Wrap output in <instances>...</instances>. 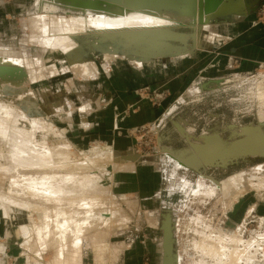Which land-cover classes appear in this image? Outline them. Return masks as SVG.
<instances>
[{
    "label": "rangeland",
    "instance_id": "obj_1",
    "mask_svg": "<svg viewBox=\"0 0 264 264\" xmlns=\"http://www.w3.org/2000/svg\"><path fill=\"white\" fill-rule=\"evenodd\" d=\"M116 1L125 7L130 5L128 0ZM41 2L0 0V51L26 54L35 61L34 74L30 77L21 66L0 64L1 68L8 69V75L19 71L25 74H20V80L17 78L19 83L16 81L14 86L0 90V264H162V223L166 213H171L173 221V252L179 258V263L175 264H225L229 258L208 255L207 247L204 250L198 244L205 236L220 244V238L234 234L243 238L238 243L243 247L246 241L253 240L251 249L245 247L247 256L253 260L240 264H264V155L247 154L228 160L226 165L215 163L198 169L183 161L190 168L181 166L177 169L173 161L168 160L170 156L164 149L170 145V141L175 148L187 145L177 138L171 120L167 119L163 132L156 131L154 122L123 130L118 119L131 117L133 112L127 114L125 111L134 104L123 109L116 106L113 100L107 98L108 86L104 82L106 75L110 78L109 73L114 72V66L120 61L134 63L136 68L153 63L156 59L195 61L194 67L186 71L192 76L177 94L180 101L168 112L173 111L183 99H188L191 102L184 105L181 116L189 123L199 125L197 134L202 133L203 129H219L227 141H235L241 137L239 131L236 137L232 136L239 127L261 125L264 129V121H260L261 113L264 114V97L260 96L264 92V61L251 71L243 69L242 59L231 53L233 35L212 34L216 32V22L211 28L209 23L199 27L194 23L176 27L178 31L186 33L174 32L190 38L192 35L187 32L202 33L196 45L193 43L188 47L193 53L159 56L161 51L156 46L142 44L146 53L143 56L138 52V45L132 41L127 44L122 43L124 40H120V43L103 41L101 38L104 34L109 36L115 31H125V28L104 29L89 22L78 29L80 32L71 35L67 33L72 31L69 27L71 18L96 16L66 15L61 11L52 14L41 10ZM263 4L264 0L257 3L255 24ZM36 14L51 17L52 21L46 23L50 30H46L45 36L70 34L64 38V41L71 40L65 47L71 46L75 60L71 61L70 51L58 44L45 47L38 40L40 37L38 34V37L35 36L38 33L35 29L41 24L37 21L33 23ZM167 19V26L129 30L140 32L145 29L149 32L168 28L172 25V19ZM111 48L116 52L110 54L108 50ZM176 49L180 48H175V53ZM154 55L158 56L152 58ZM36 70L42 73L41 77L35 73L38 72ZM198 82L203 83L205 88L195 97L202 88ZM171 85L169 80L165 83L163 106L173 97ZM146 86L152 85H142L134 92ZM117 91L122 89L119 87ZM136 96L139 98L137 105H140V101H150L148 97ZM112 107L114 115L107 117L102 113ZM117 122L119 125L115 128ZM170 131L173 132V141L168 139ZM158 136H162V139ZM131 138L137 142L128 145ZM130 150L138 151L142 157L135 154L138 161L126 168H117V164H123L128 159L124 156L132 154L125 152ZM44 153L49 156L44 158ZM97 156L107 159L97 162ZM72 165H79L78 169L68 171ZM53 167L58 168L57 177H42V170L50 171ZM60 175L64 177V183ZM182 177L205 184L208 190L218 187L217 193L212 196L192 193L190 197L172 204L167 201L169 195L164 193L184 186ZM87 178H91V184L84 188L82 181ZM231 178L235 180L236 192L241 193L235 201L233 196L236 192L225 194L219 188V183ZM30 189L35 190L37 198L24 196ZM19 192L21 196L17 194ZM42 194L51 197L52 201L49 203L38 197ZM71 196L77 201L84 197L85 201L79 200L78 203ZM65 197L75 203L68 200L63 205L59 204ZM87 206L94 210V220L100 222L101 228L105 220L110 222V230H104L110 231L106 236L102 231L105 226L98 232V226H95L96 230L90 225L92 221L82 225L84 230H76L74 224L78 219L74 218L73 212L80 213L81 217L86 214ZM61 208L68 213L67 218L63 217L67 220L65 225L57 214ZM57 217L59 220L55 221ZM57 222L65 228L60 230ZM88 226H91L89 233L86 231ZM96 234L104 238H97ZM92 241L96 242L91 244ZM258 243L262 248L258 247ZM227 245L233 248L231 242H227ZM228 248L225 251L229 252ZM100 252L101 255H98Z\"/></svg>",
    "mask_w": 264,
    "mask_h": 264
},
{
    "label": "bare ground",
    "instance_id": "obj_2",
    "mask_svg": "<svg viewBox=\"0 0 264 264\" xmlns=\"http://www.w3.org/2000/svg\"><path fill=\"white\" fill-rule=\"evenodd\" d=\"M176 1L177 2L178 1H182L181 3H183V4L178 5ZM185 1L186 0H128V3L130 4V6L125 7L122 3L121 4L117 3V1L106 2V1H102V0H42V2H41V10L45 11V12L52 13V14L57 13L58 11H61V12H63L66 15H71L72 14V15H79V16H86V15L96 16V17H91L90 16L89 18H84V17L71 18L70 21H69V23H70L69 27H71L72 31L71 32H67V33H71V35L73 33L78 32L79 31L78 29L80 27L86 26L87 23H89V22L94 23V24H98V26H101L104 29H108V28H110V29H121L123 27V28H125L124 29L125 31H115L116 33H113V35H109V36L104 34V35L101 36L102 40L103 41L112 40L113 42L114 41H119L120 43H121L120 40H124L122 43H127V44H131L130 42L132 41V42H134V43H136L138 45V47H139V51L138 52H141L143 54V56H144V55H146V53H145V50L143 49L144 47L141 46L142 44L143 45L145 44V45L150 46V47H153V45H154L158 49H160V51H163L164 53L170 52L171 54H173V53H175V51H174L175 47L171 48L172 46H170V44L165 41L166 38L170 37V38H177V39L183 40L185 42L189 41L188 39H190V37L188 35L180 34V33L177 34L173 30V27H177L180 24L187 25V24L194 23V26H198L199 27V25L196 23V21L193 20V15H194V11L195 10L185 6L184 5ZM201 1H202V3L203 2L206 3L208 0H201ZM231 4L232 3L225 4L223 6L224 9L220 10L218 13L221 14V15H225V16H227L228 14H231V12L233 11L231 9ZM202 11L203 12L205 11V19L207 21L211 20L213 17H215L214 13H209V11L207 9L206 10H204V9L203 10L202 9L198 10V12H202ZM169 17H171V19H172V25H170L171 28L170 27L164 28V29L159 28V29L152 30V31H149V32L145 31V29H143L144 31H140V32L129 30V29L136 28V27H142V28L151 27V28H155V27L161 26V25H166L167 26V24L169 23L168 22L169 19H167V18H169ZM36 21L40 22V24H41L40 27L37 26L36 29L34 27L35 31L38 30V31H36L38 33H36V35H35L36 37H38V36L40 37L38 40H40V42L44 43L45 47L50 46V45H54L55 46V44H58L59 46L62 47V49L70 51V53H71V55H70L71 61L75 60V59L72 58L73 49L71 48V46H70V48L65 47V46H68L69 41H71V40L64 41V38L65 37H69L70 34H69V36L68 35L67 36H65V35L58 36V34H51L50 36L49 35L45 36L46 35L45 34L46 30L47 31L50 30L48 28L49 24L47 25L46 23L47 22L49 23V21H52L51 17L49 18V15L36 14L34 16V18H33V23L36 22ZM204 24H208V22H206ZM33 26H34V24H33ZM32 29H33V27H32ZM128 31H130V32H128ZM31 34H33V33H31ZM37 34H38V36H37ZM192 36H191V38H192ZM166 45H169V47H166ZM199 45H200V42H199ZM178 50H180V49H176V51H177L176 54L181 52V51H178ZM108 52L109 53L110 52L113 53V52H116V51H114V50L112 51V48H111L110 50H108ZM38 61L40 62V60H38ZM0 64L21 66V67H23L21 69H23L25 71V74H27L28 77H30L29 75L34 74L33 71H34V68H35V61L30 59V57L28 55H26V54H22L21 55L20 53H17L15 51H12V52L11 51H9V52L8 51H0ZM7 70H8L7 68H1L0 67V90L3 89L4 87L5 88L12 87V85L13 86L15 85L16 81L18 82L20 80V78H18V77L20 76L22 71H19L17 74L16 73H14V74L11 73V74L8 75L6 73ZM36 71H38V70H36ZM42 71H43V68H42ZM35 73H38V75L40 74V76H38V77H41V75H42V73L40 71L35 72ZM25 74H23V75H25ZM5 76H7L8 78L6 79ZM17 78L19 80H17ZM21 79H22V77H21ZM31 79H35V78L31 77ZM25 80L26 79H24L22 81L24 82ZM24 84H25V82H24ZM24 84H22V85L24 86ZM261 89L263 90V88H261ZM260 96L264 97V92ZM2 108H5V107H2ZM13 117H15V116H13ZM260 117H261L260 121L263 122L264 121V114L261 113ZM186 124L187 123H181V126L183 127L184 132L185 133L187 132L186 134L188 135L189 140H190L191 144L193 145V149H195V148L200 149V150L203 149V150L200 151V153H197V154L201 155V159L199 161H197L198 163H196V165H198V166H200L199 164H202L201 162H203V163L205 162V163H207V165H214L216 163V161H218V160H219L218 163L220 165H226V162L232 157H238V156H240L242 154H246V153L264 152V129L262 128L261 125L253 126V127H250V125H246V127H239L235 131L236 132L239 131L241 133V137L242 138L240 137V139H235V141H227L224 138L223 134L219 133V132L204 133L203 135L196 137V136L193 135L194 133L191 130H187L189 127L187 128ZM181 126H180V128H182ZM236 132H234V134H236ZM232 136H234V135H232ZM235 137H236V135H235ZM63 150L64 149H62V151ZM64 153L66 154L67 152H65V150H64ZM71 155H73V154H71ZM43 156H44V158H46V157L49 156V154L47 155V154L44 153ZM175 156H174L175 159L172 157L171 160L174 163H176V165H175L176 167H179V165L186 166V164L183 163V161H181L179 157H177V156L175 157ZM181 156H185V155L183 154ZM124 157L128 158V159L124 160V161L127 162V164H126V162H124L123 164H117L116 165L117 168H123V167L126 168V166L130 165L134 161H138V159H139L137 156H135V154H130V155L127 154ZM104 159H107V158H103L101 156H97L95 161L99 162V161L104 160ZM112 163H113V161H112ZM219 164H217V165H219ZM77 166H79V165H77ZM77 166L76 165L69 166V168L67 170L69 171V170H72V169H78ZM57 167L51 168L50 171H52V172H50L47 169L42 170V173H43L42 175H44L42 177H46V176L47 177H51L49 175H53V176L57 177L58 173H59ZM59 167H62V166H59ZM64 168H66V167H64ZM76 174H79V173H76ZM60 177H62V175H60L59 178ZM87 177H89V176H87ZM60 180L63 181V183H64L65 179H64V177H62V178H60ZM90 180H91V178H89V179L87 178V180L86 179L83 180L82 181V183H83L82 187L86 188L88 186V184H91ZM234 181H235L234 178L233 179L232 178L229 179V181H225V182L223 181V182L220 183L219 188L222 189V191L225 194H229L231 192L235 193L236 190L234 188V186H235ZM217 189H218V187H213V188H210L208 190V188H206L205 185H203L202 183L198 182L196 184V187L194 188L193 191H194L195 195L196 194H203V195H208V196L211 195L212 196V195L217 193ZM63 191L66 193V190H63ZM11 193L13 194L14 192L11 191ZM65 193H62V194L65 195ZM17 194L20 195V192L17 193ZM24 194H25L24 196L27 197L28 199L29 198L31 199L33 196L37 195L35 193L34 189H30V190L26 191ZM14 195H15V193H14ZM42 195H39L38 197H42V199H44L45 201L47 200V202H49L52 199L51 197H48V196H46L44 194H42ZM240 196H241V193L240 192H236L234 194V196H233V198H234L233 201H235ZM79 197H76V199L77 198L79 199ZM71 198L74 199L73 196H71ZM71 198H70V200H71ZM68 200H69V198L66 199V197H65V200L64 201H60L59 204H62V203L64 204ZM79 200H80V202L81 201L82 202L85 201L84 197H80ZM79 200L78 201L75 200V201H77L79 203ZM75 201L74 202L70 201V202L75 203ZM41 202H43V200H41ZM55 202H57V200H55ZM72 203H70V204H72ZM88 204H90V203H88ZM60 207H62V206L60 205ZM58 208H59V206H58ZM58 208H56V209H58ZM86 210L87 211H84V212H86V214L83 215V216L81 215V217H79L80 213L78 214L76 212H73L75 214V216L74 215H72V216H74L75 219H78L77 222H75L76 224H74L77 231L84 230L82 225H84V223H87L88 221L89 222L92 221L91 224H90L92 227L98 226V228H99L98 232H99V230L103 229L104 226H105V229H103L102 231L108 230V229L110 230V222L105 220L104 223L101 224V225H103L102 228H101L99 226L100 222L96 223V221L94 220V215H95L93 213L94 210H91L90 207L86 208ZM56 212H57V210H56ZM57 214H58V216L60 218V221H63V224L65 225L67 220L64 219V218L68 217V216H66V214H68V213L67 212H63V210L61 208V212L58 211ZM56 219H58V217L55 218V221H56ZM57 223H56V225L59 227V229L60 230L63 229L64 226L59 224V223L57 224ZM87 225H89V224H87ZM90 227L89 226L86 227L87 228V229L85 228L86 231L90 230ZM162 228L164 230V232H163V242H162V250H163L162 264H175L176 262L179 263L178 255L174 254V252H173L175 238H174L173 231H172L173 230V221H172L171 213H166L165 214V218H164L163 223H162ZM95 229H96V227H95ZM60 230H58V231H60ZM102 231H100V232H102ZM95 232H97V231H95ZM107 232L108 231H104L103 234L105 235ZM62 233L63 232H61V235H62ZM88 233H89V231H88ZM97 234H96L95 237H97ZM100 234H102V233H100ZM63 235H65V232H64ZM207 237L208 236H205L199 242L198 247L201 248V249H204V248L206 249V247H207L206 252H207L208 255L211 254L214 257L220 256L221 258H223V256H224V257L229 258L228 262H226L225 264H240L241 262H243L245 260L247 262L253 260V259H249V257L247 256L248 252H247V250H245V247L248 250L253 247L251 245V244H253L252 243L253 240L250 241V242H247V241L245 242V240H244V242L246 244L243 247V246H241V244L238 245V243H240L243 240V238L241 236L238 237L237 234H234L233 236H230V237H224L223 236L222 238L219 239L220 244L216 243L215 241H212L211 237H208V238ZM97 238H100V237H97ZM103 238L101 236L100 239H103ZM93 242L94 241H92L91 244ZM227 242L228 243L231 242L233 244V248H228ZM254 242L256 243L255 246H257V240H255ZM95 245H97V244H95ZM258 247L262 248V245L260 243H258ZM64 248H66V247H64ZM226 248L229 249V252L225 251ZM77 249H78V247H77ZM81 249L78 252V257L81 254L80 253ZM94 249H95V246H94ZM96 250H99V249H96ZM72 254H74V253H72ZM98 255H101V252ZM71 256L73 257V255H71Z\"/></svg>",
    "mask_w": 264,
    "mask_h": 264
},
{
    "label": "crops",
    "instance_id": "obj_3",
    "mask_svg": "<svg viewBox=\"0 0 264 264\" xmlns=\"http://www.w3.org/2000/svg\"><path fill=\"white\" fill-rule=\"evenodd\" d=\"M105 1L109 2L108 0ZM258 1L259 0H208L206 3H202L201 0H186L184 5L195 10L193 20H195L196 23L199 24V26L208 22L211 28L212 24H214L213 22L217 23L215 24L217 27L216 32L213 31V35H217L218 33L232 34L234 39L231 43V53L234 56H238L242 59L241 65L243 69L245 68V70L251 71L253 70V68L257 67V64L259 62L264 61V22H260L257 24H255L254 22V20L256 19L254 15L256 13L255 11L257 9ZM181 2L182 1H178L177 4H183ZM228 3H232L231 9L233 11L231 13L233 14L229 16L219 14L218 12L224 9L223 6ZM199 9H207L209 13H214L215 17L207 21L205 19V11L198 12ZM173 30L180 33H186L184 31H178L176 27H173ZM187 33L193 35L192 38L188 39L189 41L187 42L170 37L166 38L165 41L169 43L170 46H172L171 48L190 47L193 43L196 44L198 36L202 35V33L198 31ZM160 53V56L175 55L174 53H164L163 51H161ZM195 64V61L191 62L190 60L188 61L183 59H175L174 61H164L162 59H156L153 63L145 65L141 68H136V65L134 63L130 64L128 61H120L119 64L114 66V72L109 73L110 78H108V75H106V77L104 78V82L107 83L108 86L107 98L113 100L116 106L121 109L126 108V106H128L129 104H135L139 101V98L134 92L135 88L140 87L142 85L150 84L152 85L153 89H158L159 92H163L165 90V83H167L168 80L170 83H172L171 90L173 97L170 98L169 103H167V101L163 106V101L157 104H155L151 100L150 101L152 103L149 100L140 101V105L137 111L133 112L131 117H120L118 120L120 121V126L123 128V130L143 123L154 122L155 129L157 132H163L167 126V119L171 120L174 126V133L176 134L177 138H179V140H181L182 142L184 141L183 144L187 146L183 148H175V144L171 143L170 141V145H168L167 148L170 149L169 151L172 154L174 153V155L179 157L181 161H186L188 159L195 160V158L198 160L201 159V155L197 154L200 153L201 150L197 148L193 149L189 137L186 134L187 132H184L181 123H187V128L188 126H192L191 129L188 128L187 130H191L194 133L193 135L196 137L201 136L204 133H221L220 131H218L219 129H203L202 133L197 134L199 125L195 123L191 124L188 122V120L181 116L184 105L189 104L191 102L188 99H183L181 104L177 105L173 111L168 112V110L172 106H174L177 101H180V97L178 98L177 94L182 88H184L185 83L192 76V74L186 71L189 70L190 67L193 68ZM200 84L202 86L201 91L195 94V97L199 96L203 88H205L203 87V83ZM213 84L216 86L218 85V83ZM119 87L122 89V91L118 92L117 88ZM103 112L107 115V117L111 114L114 115L113 107L107 108L106 110L102 111V113ZM176 117L177 119L173 120V118ZM118 125L119 123L117 122L115 128H117ZM180 126L182 128H180ZM234 132L236 131H233V135ZM170 133L171 134L168 137L169 140L170 138L172 139L173 132L170 131ZM164 134L162 136H164ZM235 135L233 137H235ZM162 136H158V138L162 139ZM124 142H126V140ZM136 142V139L131 138L129 142L130 144L128 145L135 144ZM124 146L125 145H123V147ZM125 152H132V154H137L142 157V155L139 154L138 151L130 150ZM183 154L185 156H181Z\"/></svg>",
    "mask_w": 264,
    "mask_h": 264
},
{
    "label": "flooded vegetation",
    "instance_id": "obj_4",
    "mask_svg": "<svg viewBox=\"0 0 264 264\" xmlns=\"http://www.w3.org/2000/svg\"><path fill=\"white\" fill-rule=\"evenodd\" d=\"M170 149H165V151H167V155H168V157L170 156V158H168V160L169 161H171L172 162V158L171 157H173V155H174V153L172 154L170 151H169ZM174 163V162H173ZM174 165H176V163H174ZM179 165V164H178ZM182 165H179V167H181ZM187 167H184V168H190L188 165H186ZM176 167V166H175ZM177 168V167H176ZM178 169V168H177ZM177 169H176V171L174 170V172H173V175H175V173L177 172ZM183 178V184H184V186L183 185H181L180 186V188H175V189H173V190H171L170 192H167V193H164V195L165 194H167V195H169V198H167V201H171V203L173 204V202H175L176 200H180L181 198H188V197H190L191 196V194L192 193H194V188L196 187V184L197 183H194L192 180H189V179H185L184 177H182ZM220 184V183H219ZM203 185H205V184H203ZM205 187H206V185H205ZM208 187V186H207ZM206 187V188H207ZM180 190H182V191H180ZM195 194V193H194ZM172 204H171V206H172ZM254 238V237H253ZM174 254H176V253H174ZM154 256V255H153ZM180 262H181V259H180Z\"/></svg>",
    "mask_w": 264,
    "mask_h": 264
},
{
    "label": "built area",
    "instance_id": "obj_5",
    "mask_svg": "<svg viewBox=\"0 0 264 264\" xmlns=\"http://www.w3.org/2000/svg\"><path fill=\"white\" fill-rule=\"evenodd\" d=\"M257 19H258L257 23L264 22V4L262 5V8L260 9L259 17ZM135 93L139 94V96L141 98H143L144 96L148 97L155 104L160 103L163 100L162 95H164L163 92H159L158 89H153L152 86H146L143 88H138L135 90ZM138 107H139V105H137V103H135L134 105H129V107L127 108V111H125V112L127 114H129V112H136ZM137 129L138 128H136V130Z\"/></svg>",
    "mask_w": 264,
    "mask_h": 264
},
{
    "label": "water",
    "instance_id": "obj_6",
    "mask_svg": "<svg viewBox=\"0 0 264 264\" xmlns=\"http://www.w3.org/2000/svg\"><path fill=\"white\" fill-rule=\"evenodd\" d=\"M103 1V0H102ZM114 1V0H113ZM116 1V0H115ZM130 6V5H127V7ZM181 51L180 53L176 54L174 53L175 55H182V54H187V53H193V50L192 49H189L188 47H179ZM192 48V47H191ZM157 54V53H156ZM158 55H155V56H152L153 57H157ZM160 56V55H159ZM247 154H251V155H258V154H263L264 155V152H258V153H246V154H242L238 157H241V156H244V155H247ZM238 157H232L231 159L229 160H232V159H236ZM219 159V158H218ZM187 163L192 167V168H195V169H198L200 166L196 165V163H198L197 161H199L198 159L195 158V160H192V159H188L186 160ZM219 161V160H218ZM218 161H216V164H219ZM200 163V162H199ZM206 165L207 166V163H202V164H199L201 166L203 165ZM226 164H228V161L226 162Z\"/></svg>",
    "mask_w": 264,
    "mask_h": 264
}]
</instances>
